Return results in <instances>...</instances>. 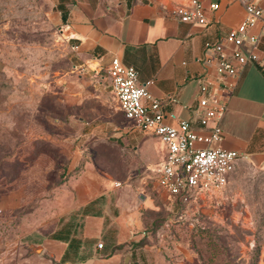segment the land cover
Here are the masks:
<instances>
[{
	"label": "rangeland",
	"instance_id": "rangeland-1",
	"mask_svg": "<svg viewBox=\"0 0 264 264\" xmlns=\"http://www.w3.org/2000/svg\"><path fill=\"white\" fill-rule=\"evenodd\" d=\"M161 159L105 72L76 59L49 0H0V264H68L32 248L59 225L55 198L88 170L146 185L127 264H264V168L242 159L223 188L179 203L156 185Z\"/></svg>",
	"mask_w": 264,
	"mask_h": 264
},
{
	"label": "crops",
	"instance_id": "crops-1",
	"mask_svg": "<svg viewBox=\"0 0 264 264\" xmlns=\"http://www.w3.org/2000/svg\"><path fill=\"white\" fill-rule=\"evenodd\" d=\"M251 1L264 11V0ZM49 2L80 64L105 72L110 87L106 70L117 57L135 68L139 82L153 80L148 90L160 100L166 122L187 119L196 129L198 76L214 74V53L205 44L224 37L246 16L239 0H199L204 24L181 22L173 13L177 7L189 6L190 0ZM213 3L218 8L212 9ZM248 33L262 36V48L261 22ZM219 126L220 147L237 150L254 166L264 168V70L258 64H247L235 80ZM153 137L159 143L162 161L164 146ZM117 181L119 186L114 184ZM55 201L60 208L55 216L59 225L51 233L54 235L44 237L36 246L53 260L67 255L64 260L68 264H124L144 224L141 210L151 203L141 179L112 180L102 170H88L70 180L64 195ZM99 242H103L101 248Z\"/></svg>",
	"mask_w": 264,
	"mask_h": 264
},
{
	"label": "built area",
	"instance_id": "built-area-1",
	"mask_svg": "<svg viewBox=\"0 0 264 264\" xmlns=\"http://www.w3.org/2000/svg\"><path fill=\"white\" fill-rule=\"evenodd\" d=\"M245 9L244 20L227 34L205 46L214 53V74L198 76L199 96L196 123L187 119L176 124L165 121L160 100L154 98L148 86L153 80L138 81L134 67L111 59L106 70L110 87L125 119L140 131L155 136L164 146L163 160L153 169L157 186L169 197L184 203L210 190L223 188L245 154L220 147L222 133L219 126L228 98L243 68L254 63L264 70L262 36L248 32L257 21L264 30V11L251 0H239ZM218 8L217 3L210 5ZM173 13L181 22L206 23L199 0H190L187 7H177ZM116 186L120 182H114ZM101 248L102 243H97Z\"/></svg>",
	"mask_w": 264,
	"mask_h": 264
},
{
	"label": "water",
	"instance_id": "water-1",
	"mask_svg": "<svg viewBox=\"0 0 264 264\" xmlns=\"http://www.w3.org/2000/svg\"><path fill=\"white\" fill-rule=\"evenodd\" d=\"M32 249H33L34 252H37L38 249H40V247L34 246ZM128 259H129V256H126L125 259H124V264H127Z\"/></svg>",
	"mask_w": 264,
	"mask_h": 264
},
{
	"label": "trees",
	"instance_id": "trees-1",
	"mask_svg": "<svg viewBox=\"0 0 264 264\" xmlns=\"http://www.w3.org/2000/svg\"><path fill=\"white\" fill-rule=\"evenodd\" d=\"M236 167H237V166H236ZM175 200H176V199H175ZM176 202L182 203V202H180L179 200H176ZM54 237H55V236H54ZM73 241H74V240H73V239H71V240H70V243H69V245H70V244H71V242H73ZM65 256L67 257V255H65ZM65 256H64V258H66Z\"/></svg>",
	"mask_w": 264,
	"mask_h": 264
}]
</instances>
